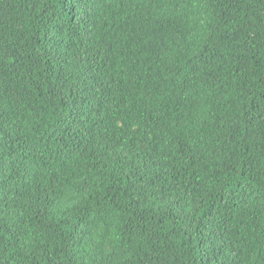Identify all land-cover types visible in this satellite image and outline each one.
<instances>
[{
  "label": "trees",
  "instance_id": "obj_1",
  "mask_svg": "<svg viewBox=\"0 0 264 264\" xmlns=\"http://www.w3.org/2000/svg\"><path fill=\"white\" fill-rule=\"evenodd\" d=\"M0 264H264V0H0Z\"/></svg>",
  "mask_w": 264,
  "mask_h": 264
}]
</instances>
